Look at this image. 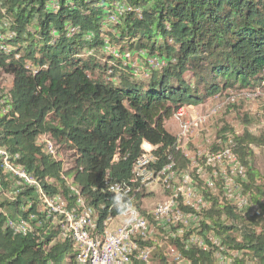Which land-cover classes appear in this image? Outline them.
I'll return each instance as SVG.
<instances>
[{
	"label": "trees",
	"instance_id": "obj_1",
	"mask_svg": "<svg viewBox=\"0 0 264 264\" xmlns=\"http://www.w3.org/2000/svg\"><path fill=\"white\" fill-rule=\"evenodd\" d=\"M116 4L125 10L105 30ZM105 40L119 57L104 50ZM140 52L163 65L136 76L121 56ZM0 70L12 78L7 94L17 114L0 119L9 153L48 195L73 200L63 171L98 208L110 200L105 178L127 181L143 142L154 147L159 166L189 167L165 129L178 109L264 84V0H0ZM42 133L74 152L72 167L40 152L35 138ZM227 135L244 174L237 183L245 205L238 211L219 204L199 182L211 201L200 229L213 230L233 252L231 264H264V176L252 165V147L264 146V134L246 127L235 134L226 125L208 150H220ZM34 198L26 189L0 203V264H77L72 243L57 241L51 219L30 220L25 235L6 228L7 219L37 215L34 204L23 209ZM185 256L193 264L215 262L211 249L191 248Z\"/></svg>",
	"mask_w": 264,
	"mask_h": 264
},
{
	"label": "built area",
	"instance_id": "obj_2",
	"mask_svg": "<svg viewBox=\"0 0 264 264\" xmlns=\"http://www.w3.org/2000/svg\"><path fill=\"white\" fill-rule=\"evenodd\" d=\"M124 10L123 5L116 4L115 14L108 16L103 29L114 25L117 15ZM104 50L119 57L106 40ZM138 56L141 60L135 58ZM138 56L125 53L121 56L135 69L136 76L146 75L149 68L163 65L158 58L146 57L142 52ZM137 61L142 67L138 68ZM7 91L0 92V119L17 116ZM182 109L174 113L180 119L181 127L175 145L176 150L191 162L189 167L184 171L173 170L172 164L159 166L158 158L153 153L154 147L143 144L141 155L131 165L127 181L112 182L105 178L103 189L110 200L99 204L98 208L86 203L79 189L63 171L60 176L65 187L73 194V200L69 202L60 195H48L42 183L28 173L18 162V155L10 154L0 139V199L11 202L24 190L30 189L34 201L29 200L23 209L34 204L37 212L36 216L29 215L27 219H7L6 228L12 235H25L33 230L30 220L51 219L57 229V241L68 240L72 243L77 264H133L134 261L142 264H193L185 256L191 248L211 249L214 264H231L233 252L221 246L213 230L200 229L202 214L210 209L211 201L207 200L209 196L201 193L198 183L202 182L219 204L228 202L240 211L245 199L241 196L237 180H244V174L232 152L229 135L215 153L199 151L198 148L190 152L188 147L179 146L181 138L191 135L205 121L202 116L182 119ZM35 145L52 160L63 162L62 149L55 145L49 135H37ZM199 161L204 163L199 165ZM155 186L161 189L163 200L151 208H144L142 202L145 193H149L145 190Z\"/></svg>",
	"mask_w": 264,
	"mask_h": 264
},
{
	"label": "rangeland",
	"instance_id": "obj_3",
	"mask_svg": "<svg viewBox=\"0 0 264 264\" xmlns=\"http://www.w3.org/2000/svg\"><path fill=\"white\" fill-rule=\"evenodd\" d=\"M133 61H136V59ZM137 63L138 68L142 67L140 61H137ZM142 71L143 69L140 72ZM11 79L7 73L0 70V90L2 93L10 89ZM255 91H258L259 94H254ZM210 99L202 103L201 106L183 107L184 116L182 119L189 120L191 117L202 116L205 121L191 135L188 134L186 135L188 137L181 138L179 143L181 148L188 147V150L193 152L196 148L192 144L195 143L199 151L208 150V147L215 141L216 133L226 125L232 128L235 134H241L245 127L254 135L264 134V84L252 89H227ZM179 120L173 115L165 122V129L175 138L179 136L181 131ZM252 149L254 151L252 165L260 175L264 176V146L260 148L252 147ZM72 153L74 152L67 148L60 151L65 169L73 166L71 162ZM66 163H68V166ZM198 163L202 165L204 162L199 161ZM183 170L185 171V169ZM189 171L192 172L193 170ZM204 177L207 178L208 175L205 174ZM145 191L149 193H145L142 202L144 208H151L154 204L162 201L161 195L153 197V191L161 192L158 186ZM0 203H6V201L0 199Z\"/></svg>",
	"mask_w": 264,
	"mask_h": 264
},
{
	"label": "clouds",
	"instance_id": "obj_4",
	"mask_svg": "<svg viewBox=\"0 0 264 264\" xmlns=\"http://www.w3.org/2000/svg\"><path fill=\"white\" fill-rule=\"evenodd\" d=\"M174 115V114H173ZM143 144H147V143H145V142H143ZM142 144V145H143ZM142 145H141V149H142ZM147 145H149V144H147ZM196 149L193 151V152H195L196 150H197V148L198 147H196L195 146V143L194 144H192ZM151 146V145H150ZM153 147V146H152ZM189 151V150H188ZM207 151H209V150H207ZM191 152V151H190ZM212 153H215V152H212ZM185 158V157H184ZM185 159H187V158H185ZM188 160V159H187ZM189 161V160H188ZM189 164H190V161H189ZM237 182H238V180H237ZM152 193H154L153 194V197H155V196H157V195H161V197L160 198H162V200H163V196H162V194H161V192H155V191H153Z\"/></svg>",
	"mask_w": 264,
	"mask_h": 264
},
{
	"label": "crops",
	"instance_id": "obj_5",
	"mask_svg": "<svg viewBox=\"0 0 264 264\" xmlns=\"http://www.w3.org/2000/svg\"><path fill=\"white\" fill-rule=\"evenodd\" d=\"M211 100V99H210ZM201 105H203V104H200L199 106H201Z\"/></svg>",
	"mask_w": 264,
	"mask_h": 264
}]
</instances>
